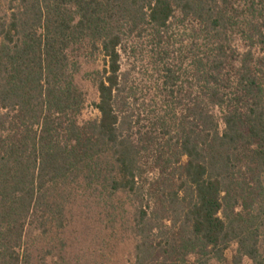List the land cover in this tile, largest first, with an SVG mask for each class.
Returning <instances> with one entry per match:
<instances>
[{
	"label": "trees",
	"instance_id": "16d2710c",
	"mask_svg": "<svg viewBox=\"0 0 264 264\" xmlns=\"http://www.w3.org/2000/svg\"><path fill=\"white\" fill-rule=\"evenodd\" d=\"M0 264H264V0H0Z\"/></svg>",
	"mask_w": 264,
	"mask_h": 264
},
{
	"label": "rangeland",
	"instance_id": "374dc122",
	"mask_svg": "<svg viewBox=\"0 0 264 264\" xmlns=\"http://www.w3.org/2000/svg\"><path fill=\"white\" fill-rule=\"evenodd\" d=\"M85 66H88V65H84L83 68H86ZM80 84L82 85L84 91L86 92L88 100L89 101L94 100L96 98V93H95V90L92 87V85L90 83H88L87 80H82V79L80 80ZM84 115H85V117L91 115L90 110L88 109L87 111H85ZM130 250H131V246L126 245L119 251H120V253H121V251H123L125 254H127V253H129Z\"/></svg>",
	"mask_w": 264,
	"mask_h": 264
}]
</instances>
